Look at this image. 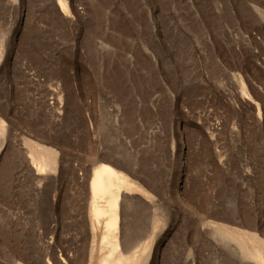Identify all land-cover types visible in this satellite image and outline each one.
Masks as SVG:
<instances>
[{
  "label": "rangeland",
  "instance_id": "rangeland-1",
  "mask_svg": "<svg viewBox=\"0 0 264 264\" xmlns=\"http://www.w3.org/2000/svg\"><path fill=\"white\" fill-rule=\"evenodd\" d=\"M0 130V264H264V0H0Z\"/></svg>",
  "mask_w": 264,
  "mask_h": 264
},
{
  "label": "bare ground",
  "instance_id": "bare-ground-1",
  "mask_svg": "<svg viewBox=\"0 0 264 264\" xmlns=\"http://www.w3.org/2000/svg\"><path fill=\"white\" fill-rule=\"evenodd\" d=\"M3 142H4V133L0 130V150L2 148ZM37 170L38 171L42 170L41 164L38 165ZM110 176H111V170L104 168L100 173L97 174V176L92 181L93 191L101 194V196L104 198L111 196L110 195V187H111ZM118 194H119L118 191H116L115 195H118ZM117 204H118V198H116L114 196L113 202L108 207L110 218H109V221H107L105 223V226L110 227L109 231L107 232L106 239H105L108 246H111V237L113 235V231L116 230V222H117V220H116V215H117L116 205ZM105 210H107V209H105ZM126 243L127 242H125V244ZM125 244H124V246H125ZM124 246H122V249H123V252L126 253V249L128 248V246H127V248H126V246L125 247ZM114 249H118V247L117 246H113V247L111 246L110 247V250H111L110 254L106 257V259H102L101 264H106V262H105L106 260L107 261H113L114 264L120 263V258L123 254L119 250H117L118 254L111 260L112 255H113L112 253L114 252ZM10 264H20V263L14 261V259H11Z\"/></svg>",
  "mask_w": 264,
  "mask_h": 264
}]
</instances>
